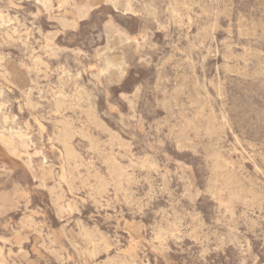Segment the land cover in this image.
I'll return each mask as SVG.
<instances>
[{
  "label": "rangeland",
  "instance_id": "obj_1",
  "mask_svg": "<svg viewBox=\"0 0 264 264\" xmlns=\"http://www.w3.org/2000/svg\"><path fill=\"white\" fill-rule=\"evenodd\" d=\"M89 1L0 0V264H264V0Z\"/></svg>",
  "mask_w": 264,
  "mask_h": 264
},
{
  "label": "bare ground",
  "instance_id": "obj_2",
  "mask_svg": "<svg viewBox=\"0 0 264 264\" xmlns=\"http://www.w3.org/2000/svg\"><path fill=\"white\" fill-rule=\"evenodd\" d=\"M93 1L94 0H90L89 2L86 3V5L82 6L81 8H79V11H78V16L77 18L78 19H82V18H85L89 13H90V10L95 6L93 4ZM105 1V0H103ZM102 1V2H103ZM97 2V0H96ZM96 7V6H95ZM77 22V19L74 20V23ZM182 107V106H181ZM98 119V118H97ZM41 126V125H40ZM69 135H70V132H69V129H68V125L67 127H64V129L62 130V132L60 133V136H59V141L62 143L65 151H66V155H67V158L69 159L70 157H72L74 155V149L72 148V146L70 145L69 143ZM52 167V166H51ZM51 169V168H50ZM50 169H48L49 171H45L47 174H50ZM44 170V169H43Z\"/></svg>",
  "mask_w": 264,
  "mask_h": 264
}]
</instances>
